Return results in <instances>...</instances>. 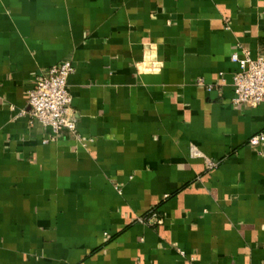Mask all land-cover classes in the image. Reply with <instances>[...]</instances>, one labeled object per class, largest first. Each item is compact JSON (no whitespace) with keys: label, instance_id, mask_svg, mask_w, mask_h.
<instances>
[{"label":"crops","instance_id":"crops-1","mask_svg":"<svg viewBox=\"0 0 264 264\" xmlns=\"http://www.w3.org/2000/svg\"><path fill=\"white\" fill-rule=\"evenodd\" d=\"M245 53L264 0H0V264H264ZM65 60L77 131L54 137L27 96Z\"/></svg>","mask_w":264,"mask_h":264},{"label":"built area","instance_id":"built-area-1","mask_svg":"<svg viewBox=\"0 0 264 264\" xmlns=\"http://www.w3.org/2000/svg\"><path fill=\"white\" fill-rule=\"evenodd\" d=\"M231 60L242 64L241 70L232 78L234 89L232 102L244 109L264 108V53L255 59L245 53L243 60L234 54ZM74 73L73 62L65 60L41 74L35 87L29 91L27 96L30 115L44 127L49 128L54 137L64 130L70 133L77 131V118L71 113L72 96L68 90V79ZM224 82L225 80L222 79L220 86ZM197 83L202 85L203 80ZM248 145L264 146V131L251 137ZM208 166L210 169L214 168L216 163L209 162ZM152 220L155 221V225L163 223L159 213L154 210L147 216L141 217L139 222L149 223Z\"/></svg>","mask_w":264,"mask_h":264}]
</instances>
